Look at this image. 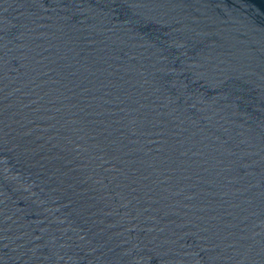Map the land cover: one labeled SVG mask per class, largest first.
Returning a JSON list of instances; mask_svg holds the SVG:
<instances>
[{"label": "water", "instance_id": "95a60500", "mask_svg": "<svg viewBox=\"0 0 264 264\" xmlns=\"http://www.w3.org/2000/svg\"><path fill=\"white\" fill-rule=\"evenodd\" d=\"M0 264H264V0H0Z\"/></svg>", "mask_w": 264, "mask_h": 264}]
</instances>
